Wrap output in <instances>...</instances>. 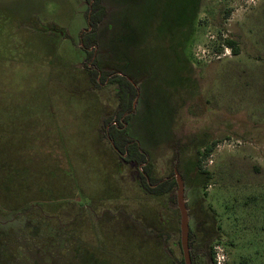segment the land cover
<instances>
[{
  "label": "rangeland",
  "instance_id": "obj_1",
  "mask_svg": "<svg viewBox=\"0 0 264 264\" xmlns=\"http://www.w3.org/2000/svg\"><path fill=\"white\" fill-rule=\"evenodd\" d=\"M102 5L97 24L87 0H0V264H178V186L150 194L146 167L155 181L181 174L196 264H213L217 245L226 264H264V0ZM99 37L127 60L123 125L148 156L130 163L102 136L120 120L118 84L91 80L114 97L98 125L106 159L125 166L127 211L105 210L119 187L94 141L97 96L75 82L100 68Z\"/></svg>",
  "mask_w": 264,
  "mask_h": 264
},
{
  "label": "trees",
  "instance_id": "obj_2",
  "mask_svg": "<svg viewBox=\"0 0 264 264\" xmlns=\"http://www.w3.org/2000/svg\"><path fill=\"white\" fill-rule=\"evenodd\" d=\"M87 1L92 2V6H96L97 8L95 18L93 17L95 23L98 24L102 22L107 15L106 8L102 5V0H87ZM93 14H94V10H93ZM226 42L227 45L233 50L234 54L239 53L237 42L235 40L227 39ZM94 44L97 43L95 41L91 42L89 44V47H93ZM93 54L94 52L91 51V53L89 54L90 57L88 58L89 60L91 59ZM99 63L100 60H97V58H95L93 61V65L95 66L98 65L100 68L89 69L93 82L97 86H100L102 82L104 81L106 82L107 80H109L110 82L117 83L118 84L117 93L120 100L119 110H118V116H119L118 118H120V120L117 119L119 124L116 125L113 122V119H111L110 121L106 120V123L109 125V128L107 130V136L114 142L115 149L121 152V154L124 155L128 161L137 162L138 164L147 163L148 156L146 151L141 149V147H139V144L134 139L128 137L126 126L123 125V121L127 123L130 118V114L133 111V102L136 97L134 93L133 84L130 81L124 79V77H122V75L120 74L113 73V75H110L111 72L104 70ZM211 150H212L211 147L206 148L204 152L205 155H209L211 153ZM145 169L146 172H141L140 176L145 185V188L148 190L149 193L156 195L165 194L173 191V189L178 186L176 176L174 174H172L171 177L166 178L165 180L155 181L154 178H152L150 167H146ZM192 238H193V234L190 231V248L192 247ZM164 242L166 246L165 250L172 256L173 251L168 246V240L164 239ZM191 258H192V263L196 264L192 250H191ZM178 264H185L183 257L178 262Z\"/></svg>",
  "mask_w": 264,
  "mask_h": 264
},
{
  "label": "crops",
  "instance_id": "obj_3",
  "mask_svg": "<svg viewBox=\"0 0 264 264\" xmlns=\"http://www.w3.org/2000/svg\"><path fill=\"white\" fill-rule=\"evenodd\" d=\"M54 27L49 28L47 34L54 35V36L60 37V38L66 37V33H67L66 28H64L63 26H60L61 30H58L56 28V26H54ZM96 43L99 44V46L101 47V54H100L101 66L103 65L102 64L103 62H105V64L108 63V64L115 65V68H112V70H108V69H110L109 67H106L103 69L111 72L110 75H113V73H117V72H118L117 74L121 75L122 70L124 69V66L127 63V60L124 58V55H118L117 52H115V48H111L108 45L105 46L103 43L101 44V37L97 38ZM111 67H113V66H111ZM84 69H85V67H84ZM84 69H82V71H84V72H82V76H80L79 79L75 80V82H76V85H81L84 88L83 91L85 94H92V95H94V97H96V96L98 97V98L96 97L97 106H98V108H97L98 118H97L96 125H94L92 127L93 131L96 133L94 141L96 144V148L99 150L98 152L102 156L101 160L103 159V161H104V162L103 161L102 162L105 163L106 166L113 168V170L111 171L112 172L111 178H113L115 180L114 182L119 187L118 193L109 194L108 199H105V202L103 201L104 203L100 202L98 205L100 206L102 203L103 204L106 203V205H107V207L105 209L106 211H111V210L112 211H127V210H130V206L128 204H130V202H131V200H130V183L127 181H124V183H123L124 177L119 176V173H121V175H122V173L124 172L123 169L125 166L123 163L120 162V163H118V165L116 167H113L112 159H106V155H108L109 153H105V152H110L111 154H113L112 153L113 148H115L114 142L107 136V130L108 129H105L104 135H102L101 132H99V129H101V128L98 125V124H101L100 121L103 119V118H101V116L104 115L106 112H108L107 107L108 108L113 107V102H111V101L112 100L114 101V97L112 96V93H110L108 90H105V91H103L101 89L98 90V89H95L93 86L91 88V85L93 82L91 73L88 70H87L88 72H86ZM91 80H92V82H91ZM105 83L106 84H114V82H110L109 80H107ZM97 94H99V95H97ZM104 119H106V118L104 117ZM104 119H103V121H105ZM127 125H128V122H127ZM101 135L104 136L105 139L108 138L110 140L113 148L109 147L110 148L109 149L107 147V145L105 143H103L104 141L101 140ZM127 135H128V137L132 138L128 134V132H127ZM128 162H130V161H128ZM130 163H132V162H130ZM120 177H121V179H120ZM142 183H143V181H142ZM143 186L145 187L144 183H143ZM150 194H152V193H150ZM110 204H111V206H110ZM98 205H96V206H98ZM113 205H118V206L123 205V206H120L117 209L114 208V210H113V208H112ZM96 206H94V208H92V211L99 209V207H96ZM79 211H85V210L83 208H81V210L79 209Z\"/></svg>",
  "mask_w": 264,
  "mask_h": 264
},
{
  "label": "water",
  "instance_id": "obj_4",
  "mask_svg": "<svg viewBox=\"0 0 264 264\" xmlns=\"http://www.w3.org/2000/svg\"><path fill=\"white\" fill-rule=\"evenodd\" d=\"M176 180L178 183L177 202L181 215V247L183 251V258L185 264H193L191 258L190 248V226H189V214L186 206V200L184 198L185 184L184 180L178 170H175Z\"/></svg>",
  "mask_w": 264,
  "mask_h": 264
},
{
  "label": "built area",
  "instance_id": "obj_5",
  "mask_svg": "<svg viewBox=\"0 0 264 264\" xmlns=\"http://www.w3.org/2000/svg\"><path fill=\"white\" fill-rule=\"evenodd\" d=\"M91 63L89 64V67H91ZM227 260H228V255L225 248L221 245L215 246L213 264H226Z\"/></svg>",
  "mask_w": 264,
  "mask_h": 264
},
{
  "label": "flooded vegetation",
  "instance_id": "obj_6",
  "mask_svg": "<svg viewBox=\"0 0 264 264\" xmlns=\"http://www.w3.org/2000/svg\"><path fill=\"white\" fill-rule=\"evenodd\" d=\"M116 125H118L119 124V122H114Z\"/></svg>",
  "mask_w": 264,
  "mask_h": 264
}]
</instances>
